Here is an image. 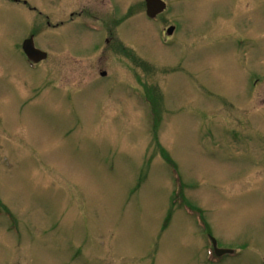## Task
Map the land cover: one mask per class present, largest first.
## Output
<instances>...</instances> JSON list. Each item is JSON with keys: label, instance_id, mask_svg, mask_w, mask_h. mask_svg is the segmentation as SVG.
<instances>
[{"label": "rangeland", "instance_id": "obj_1", "mask_svg": "<svg viewBox=\"0 0 264 264\" xmlns=\"http://www.w3.org/2000/svg\"><path fill=\"white\" fill-rule=\"evenodd\" d=\"M15 1L0 0V264H213L209 237L236 252L218 264H264V0H164L158 26L145 0ZM135 4L131 56L118 27L108 44L37 31L40 13Z\"/></svg>", "mask_w": 264, "mask_h": 264}, {"label": "flooded vegetation", "instance_id": "obj_2", "mask_svg": "<svg viewBox=\"0 0 264 264\" xmlns=\"http://www.w3.org/2000/svg\"><path fill=\"white\" fill-rule=\"evenodd\" d=\"M160 1L162 3H164V9L162 11H160V7H159L161 5V3L160 4H157L155 2V6L154 7L151 6L149 8V6H148V0H145V5H144V7H145V9H144V19H146V21H148L149 23L154 24V25H157V26L160 25V24H162L164 22V20H165L164 14L166 13V11L168 9V4L164 0H160ZM15 3L18 4V5L25 6L26 8H28L30 10V12H35L34 7L31 8L29 6V3H28L27 0H24L23 2H20V1H17L16 0ZM161 6H163V5H161ZM172 9H173V6L171 7V12H172ZM138 10H140V5L135 4L133 7L132 6L129 7V10H127L124 15H121V12L122 11H117V10L111 11L109 13L107 12L106 13L107 15L104 16V17H100L99 15H93V14H91V15L88 16V20L89 21L87 20L86 22H82V23H77V21L75 20V14L76 13H73L71 15V18L68 21H65L64 22V20H62V21H58L56 23L50 21L51 20L50 17H48V16L47 17H44L40 13L38 19L40 18L39 19V22H41V23H39V26L37 27V31L38 30H43L44 27H47V29H49V30H56V31L61 30L62 31L65 28H70L71 26H74L75 24H80V26L83 27L86 31H88V30H90V31H92V30L98 31L96 33V35L98 36V40L101 43L108 44L111 41L109 40V38H105L104 35L111 34L112 35L111 37L113 39H115L116 37H113L114 29L116 27H118V28L122 27V25L124 24L125 19L126 18H129L131 16V14L133 16L132 18L136 17L134 15H136V13L138 12ZM155 13H156V15H154ZM94 21H97L98 23H96ZM171 21H173L176 24L169 25L165 30L163 29V32L162 33H161V30L158 32V35H159V38H160L161 43L163 45H166V46H171V45H174V44H176V45L178 44V42H177L178 41L177 34H178L179 30H180V26H179V24L177 23L176 20H171ZM99 22H102V24H100ZM116 33L119 34L118 37H119V39L121 41L120 42L118 40V38H117L118 43L115 44V45H118V48L117 49L123 50L124 53H127L129 56H131L132 53H129V50H127V48H125L123 46L124 39L122 37L123 36V32H121V28ZM32 37L34 38V41H35L36 34H34V35L32 34V35L28 36L26 38V40H28V39H30ZM42 51L43 52H46L44 50H42ZM48 58L49 57H47V59Z\"/></svg>", "mask_w": 264, "mask_h": 264}, {"label": "water", "instance_id": "obj_3", "mask_svg": "<svg viewBox=\"0 0 264 264\" xmlns=\"http://www.w3.org/2000/svg\"><path fill=\"white\" fill-rule=\"evenodd\" d=\"M155 2L157 4L163 5V6H159L160 7V11H162L164 9V3H162L160 0H148V6L149 8L151 6H155ZM156 15V13L154 14ZM23 51L26 54V56L28 57V59L35 63L38 64L42 61H45L48 57L47 53L43 52L42 50L36 48L35 45V41L34 38H30L28 40H26V42L23 45ZM106 74L104 73L103 76H105ZM213 244H214V248H215V253L217 256L222 257L224 254H232L234 253L233 251H225V250H220L218 249L217 243L214 239H212Z\"/></svg>", "mask_w": 264, "mask_h": 264}]
</instances>
